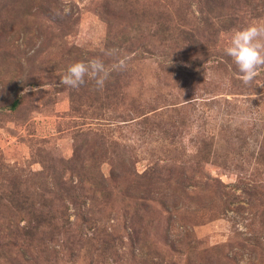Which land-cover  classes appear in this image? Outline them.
Returning a JSON list of instances; mask_svg holds the SVG:
<instances>
[{
	"label": "rangeland",
	"instance_id": "1",
	"mask_svg": "<svg viewBox=\"0 0 264 264\" xmlns=\"http://www.w3.org/2000/svg\"><path fill=\"white\" fill-rule=\"evenodd\" d=\"M252 23L264 0H0V264H264V66L224 52ZM94 58L103 88L59 83Z\"/></svg>",
	"mask_w": 264,
	"mask_h": 264
},
{
	"label": "clouds",
	"instance_id": "2",
	"mask_svg": "<svg viewBox=\"0 0 264 264\" xmlns=\"http://www.w3.org/2000/svg\"><path fill=\"white\" fill-rule=\"evenodd\" d=\"M225 55L232 58L239 69L245 84L250 83L257 75V70L264 66V24L252 23L235 30L229 45L224 49ZM111 54V53H108ZM119 67H124L121 60ZM110 69L100 58L71 63L60 79V84L78 88L86 78L95 82L97 88H103L109 78Z\"/></svg>",
	"mask_w": 264,
	"mask_h": 264
},
{
	"label": "trees",
	"instance_id": "3",
	"mask_svg": "<svg viewBox=\"0 0 264 264\" xmlns=\"http://www.w3.org/2000/svg\"><path fill=\"white\" fill-rule=\"evenodd\" d=\"M190 36H192L191 34H189ZM18 102L19 101H15L14 102V107H16L17 106V104H18ZM2 197V196H1ZM12 201L13 202H15V200L14 199H12ZM17 202H18V204H22V203H20V201L19 200H16ZM25 202V200H21V202ZM35 220L37 221V225H34V226H32V227H29L28 229H26V230H23V233H24V235H26L28 238H33V236H34V234H35V230L36 229H38V228H40L41 226H43V225H46V226H48V227H50L51 225H52V218H47L43 213H42V211H39V213H36L35 214ZM107 235H109V234H107ZM107 241H109V240H107ZM162 264V263H161Z\"/></svg>",
	"mask_w": 264,
	"mask_h": 264
}]
</instances>
